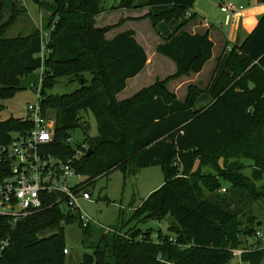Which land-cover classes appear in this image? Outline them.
<instances>
[{"label":"trees","instance_id":"trees-1","mask_svg":"<svg viewBox=\"0 0 264 264\" xmlns=\"http://www.w3.org/2000/svg\"><path fill=\"white\" fill-rule=\"evenodd\" d=\"M196 1L120 0L118 8H149L157 27L163 21L185 19ZM103 3H41L49 14L45 22L49 40L42 57L40 29L6 37L23 16H29L14 2L9 10L0 2V97L13 96L22 78L43 69L42 106L45 111L47 107L58 111L52 152L71 155L72 132L90 130L81 114L92 113L98 129L89 141L93 153L77 164V172L87 180V191L116 170L126 177L161 167L163 186L142 201L131 221L165 220L169 234L159 235L160 242L154 244L150 233L137 225L127 232L122 227L110 231L95 224L85 227L81 214L65 213L56 205L30 215L13 229L7 219L0 222V243L10 237L0 264H65V225L74 224L82 231L84 248L91 251L84 253L81 264H233L230 250L246 246L258 230L255 218L246 212L249 204L264 203V185L257 186L264 176V15L241 46L229 53L213 87L212 103L195 110L203 90L191 86L181 101L166 81L142 91L137 101L117 100L128 80L145 70L148 56L135 32L108 40L111 29L96 27L95 18L105 11ZM187 19L156 47L158 54L176 65V73L168 79L199 74L213 57L209 32L186 31L196 15ZM69 67L78 70L83 88L71 95L47 96L45 90L58 78L75 74ZM85 74L91 76L89 85ZM242 78L254 88L248 85L242 92ZM29 129L31 124L23 119L0 122V145H9L15 133ZM178 166L183 167L182 174ZM247 169L251 176L245 175ZM8 172L7 163L0 162V181ZM222 188L225 193L220 192ZM242 260L262 264L264 249L246 253Z\"/></svg>","mask_w":264,"mask_h":264},{"label":"rangeland","instance_id":"rangeland-1","mask_svg":"<svg viewBox=\"0 0 264 264\" xmlns=\"http://www.w3.org/2000/svg\"><path fill=\"white\" fill-rule=\"evenodd\" d=\"M5 5L6 9H11L13 2L19 8H24L30 16L31 21L28 20L27 16H23L6 34V37L13 38L19 35H29L33 29L38 28L41 30V37L43 42L49 40V31L45 29V22L49 17L46 10L41 9V3H51L52 0H0ZM138 4L141 1L137 2ZM120 0H104L103 8L104 12L97 16L98 23L95 18V25L104 26L103 28H110V35L112 36L119 31H122L128 23L136 22V25L130 26L136 30V37L139 43L146 50L148 57L147 69L139 76V78L131 83L126 94L133 95L127 100L137 101V96L144 90L149 89L159 81L167 82L169 89L173 90V85L178 79H168L172 77L175 72V65L173 62L166 57L160 55L156 51L157 43L159 42V34L157 30L164 37L169 35L173 29L177 26L178 20H171L169 22H160L157 30L153 27L151 18L149 17V8L143 9H130L124 10L119 9L118 6ZM230 4V3H229ZM195 6V7H194ZM193 8L195 12L206 17L210 12L220 18L219 7L213 0H197ZM126 11V12H125ZM186 18H189L186 16ZM149 20V21H148ZM184 20V19H183ZM220 21V20H219ZM44 22V24H43ZM216 23V22H214ZM216 25L221 26L216 23ZM223 29L227 32L229 29L223 26ZM108 32V33H109ZM106 38L108 36L106 35ZM225 60L222 61L218 68L216 78L213 80L209 88L205 87L201 95L198 97L195 110H200L207 107L212 103V91L217 81L218 76L225 70ZM70 71H74L75 74L70 77L63 76L56 80L55 85L52 88H47L45 94L47 96H63L71 95L78 89H82L83 85L80 83V75L77 74L78 70L68 68ZM68 70V71H69ZM210 70V69H209ZM207 71V75L209 74ZM43 71H35L20 80V89L11 97L1 98L0 97V122L7 121L9 119H22L26 115V110L29 104L36 105L39 101V93L36 88H41V79ZM84 79L89 81L91 76L89 74L84 75ZM244 85L242 92L248 90L249 81L242 78ZM206 86V83L205 85ZM255 86V85H254ZM184 87L177 90L178 95L181 99L184 97ZM171 90V91H172ZM260 92V90H258ZM178 95H176L178 97ZM179 99V98H178ZM47 115L49 118L56 120L57 122V109L47 107ZM83 123L88 124L90 130L87 134L83 132L81 128L72 132L73 145H84L89 147L91 138L97 136V122L92 113H82ZM90 148V147H89ZM197 169V164L193 168V171ZM178 174H182L183 167H177ZM246 176H251V170L247 169L245 172ZM165 181V175L161 167H150L147 169L140 170L136 175L124 174L119 171H113L109 175L98 179L94 186L90 188L92 198L95 203L81 202L82 213L90 218L95 226L102 229H123L127 232L129 229L137 225L138 228L142 229L143 232H149V240L158 244L159 235H168V224L165 220L161 221H150L148 223L136 224L131 221L132 215L137 208L141 205L142 201L147 199L152 193L159 190ZM264 185L263 180L257 184L258 187ZM248 216L255 218L254 227L258 228L259 231L264 232V203L255 202L249 204ZM250 212V213H249ZM167 219V218H166ZM246 226L245 221H243ZM98 224V225H97ZM259 226V227H258ZM83 234L78 224L65 225V242L66 248L69 250V254L65 257V264H81L84 253H91L90 250H86L82 244ZM161 262L164 260L159 259ZM264 264V261L262 262Z\"/></svg>","mask_w":264,"mask_h":264},{"label":"built area","instance_id":"built-area-1","mask_svg":"<svg viewBox=\"0 0 264 264\" xmlns=\"http://www.w3.org/2000/svg\"><path fill=\"white\" fill-rule=\"evenodd\" d=\"M221 9L226 13V22L229 23L237 9L232 4H222ZM239 10L242 11L243 7ZM186 15L191 17L189 12ZM47 43L43 42L42 57L47 51ZM42 80L43 76L41 84ZM36 90L39 93L38 103L29 104L22 118L31 124V129L15 133L9 145H0V162H6L9 167L7 176L0 181V222L7 219L13 229L30 215L57 205L65 213L81 214L85 227L95 224L82 213L81 202L95 201L87 191L86 178L77 172V164L85 158L89 147L75 146L74 152L68 157L52 152L56 120L49 118L42 106L41 88ZM68 142L73 144V139ZM220 192L225 193L226 189L222 188ZM9 243V236L1 241L0 256ZM262 249L264 232L257 230L246 246L230 250L232 263L246 264L242 260L244 254ZM64 254H69L67 248Z\"/></svg>","mask_w":264,"mask_h":264},{"label":"crops","instance_id":"crops-1","mask_svg":"<svg viewBox=\"0 0 264 264\" xmlns=\"http://www.w3.org/2000/svg\"><path fill=\"white\" fill-rule=\"evenodd\" d=\"M213 1L220 8L219 9L220 18L219 17L217 18V16L213 13V11L210 12L208 15H206V17H202L201 15L196 13L193 7L188 11L189 13H191V15H196V19L187 23L185 30L192 34H196V33L204 34L206 32H209L210 40L214 43V49H213L212 59L205 65L201 73L183 76L178 81H176V83L173 85V90L169 89L170 91L172 90L171 92L178 95L177 90L185 86L183 99H181L180 95H178V98L181 101H184L186 99L188 88L191 86H196L200 88L201 90H204L205 87L209 88L213 80L216 78L218 68L220 67L222 61L225 60V62H227L229 53L234 48H238L239 46H241V44L245 41V39L254 31V29L258 25L260 18L264 15V0H213ZM229 3L235 6L237 10L234 13L232 19L229 21V23H227L226 13L222 11L221 5L229 4ZM240 7H243L242 11L239 10ZM29 19L31 23H33L30 16H29ZM187 20H188L187 18H185L184 20H178L176 28L173 29V31L165 37L161 35V33L157 30L158 26L155 27L157 30L156 33L159 34L158 36L160 37L157 45L163 43ZM96 21L98 23V18H96ZM214 22L220 24L221 26L216 25V23ZM134 25H136V22L128 23L127 26L122 31H119L118 33L112 36H109L110 35V32H109L107 34L108 36L107 39L112 40L116 35L120 33H123L126 31H133L135 32V38L137 40L135 27L130 28V26H134ZM223 26L225 28H228L229 30L226 32L223 29ZM97 27L103 28L104 26L98 25ZM148 58L150 60V57ZM147 66H148V63H147ZM147 66L145 70L147 69ZM208 70H209V74L207 75ZM175 72H176V65H175ZM140 75H138L134 79L128 80L126 89L122 93L117 95L118 101L122 102L133 96L131 94L127 95L126 92L128 88L130 87L131 83L136 81ZM205 83H206V86H204Z\"/></svg>","mask_w":264,"mask_h":264},{"label":"water","instance_id":"water-1","mask_svg":"<svg viewBox=\"0 0 264 264\" xmlns=\"http://www.w3.org/2000/svg\"><path fill=\"white\" fill-rule=\"evenodd\" d=\"M249 88H250V90H252L254 88V85L252 83H250ZM92 153H93V150L91 148H89L86 155H85V158L90 157L92 155Z\"/></svg>","mask_w":264,"mask_h":264}]
</instances>
